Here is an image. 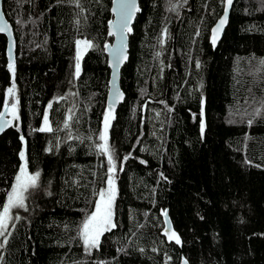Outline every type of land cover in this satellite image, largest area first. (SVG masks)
I'll return each mask as SVG.
<instances>
[{
    "label": "trees",
    "instance_id": "1",
    "mask_svg": "<svg viewBox=\"0 0 264 264\" xmlns=\"http://www.w3.org/2000/svg\"><path fill=\"white\" fill-rule=\"evenodd\" d=\"M112 2L3 0L16 60L13 76L0 33V113L18 115L0 136V210L21 151L40 177L0 236V264H264V0H236L217 46L223 0H140L107 134L115 172L97 147ZM49 103L52 131H38ZM109 178L116 226L87 250L80 229Z\"/></svg>",
    "mask_w": 264,
    "mask_h": 264
},
{
    "label": "snow or ice",
    "instance_id": "2",
    "mask_svg": "<svg viewBox=\"0 0 264 264\" xmlns=\"http://www.w3.org/2000/svg\"><path fill=\"white\" fill-rule=\"evenodd\" d=\"M226 4L225 14L219 21L216 29L214 30L212 43H216V36L222 30L224 24L227 21V8L231 7L233 0H223ZM132 8L135 6L132 5ZM122 9H128L129 5L121 4ZM131 14L127 13L125 16V26H127V20L130 19ZM9 25L4 21L3 13L0 12V32L8 31ZM77 63L75 65V75L78 77L81 72L80 66V57L83 55L88 48H91L93 45L91 41L77 40ZM264 63V62H262ZM9 68L13 72V76L15 73L14 64L10 63ZM15 92V84L11 88L8 89L9 96H12ZM118 96L120 94H117ZM63 99V97L59 98ZM18 103V101H17ZM7 107V105H6ZM17 105H12V115L14 118H17L16 114ZM48 108H52V104L49 103ZM3 113H0V117H3ZM111 106L109 108V114L105 115L104 118V131L100 134L99 139L103 141V143L98 144L97 147L100 149L101 153H107L108 161L111 165L110 171L115 172L116 163L113 158V154L109 148L108 144V128L109 122L111 119ZM10 121L5 120L2 124H0V131H3L4 127H6ZM251 123V121H249ZM44 127L38 129V131L42 132H51L52 128L49 126V120L47 113L44 115ZM67 126V125H66ZM204 125L201 123V131L203 132ZM23 140V136H21ZM20 157L25 161L24 165L19 169L18 175L15 177V183L12 185L11 190L7 193L6 202L2 205V210H0V236H5V233L8 231V225L13 219H19V216L15 218L12 216V210L16 208H24L26 209V199L27 194L30 189H34L38 185L40 173L37 171L35 173H29L27 170V158L24 151H21ZM127 159V157H125ZM108 187L106 189L100 190L97 195L99 197L98 202L95 205V211H93L83 222L82 227L80 229V236L82 237L84 244L86 245V249L99 247L101 236L110 231L116 225L113 222V201L116 195V189L114 186V181L109 178L107 181ZM163 211V216L165 217V223H170L167 219L168 213L166 210ZM165 235H167L169 240L175 241V243L180 244L181 239L179 235L170 228L164 229ZM10 234V233H9ZM5 237V242H6ZM4 246V243H0V248ZM184 264H187V261H184Z\"/></svg>",
    "mask_w": 264,
    "mask_h": 264
},
{
    "label": "water",
    "instance_id": "3",
    "mask_svg": "<svg viewBox=\"0 0 264 264\" xmlns=\"http://www.w3.org/2000/svg\"><path fill=\"white\" fill-rule=\"evenodd\" d=\"M236 0H233V3L231 7L227 8V21L224 24L222 30L217 34L216 36V43L214 44L217 46L220 42V39L223 37L226 26H228L230 21V13L232 12V8L235 4ZM140 0H113L111 10L114 15L112 17L113 19L110 21L108 33L110 36L113 37V40L110 43L106 44V52L108 57V65L111 70V76L109 83V90L107 97V105L108 109L111 106V111L116 110L119 105L124 102L125 100V92L121 88V69L125 65V63L129 60V50H130V29H132V25L136 20V16L140 10ZM121 4H127L129 5L128 9H122ZM134 5L135 7L132 8L131 6ZM3 0H0V12L3 13L4 21L9 25L8 31L6 32H0L4 36L7 37V57L9 61V64H15L16 60V38H15V31L12 23L7 18L5 11L3 10ZM225 8L226 4L224 5V10L221 13V16L217 20L216 24L212 26L211 30V36L213 40V34L214 30L216 29V26L218 25L219 21L225 14ZM127 13H130V19L127 20V26H125V16ZM117 94H120L119 96ZM9 107L5 108V110L2 112L4 115L3 117H0V124H2L5 120L10 121V123L4 127L3 131H0V136L3 135V133L9 128V125L12 123V118L9 116ZM168 213V212H167ZM168 221L169 217H167ZM166 224V223H165ZM166 228L173 229L171 227L170 223L166 224ZM187 261V264H190L188 262V259L186 257H182L181 261H179L180 264H184V261Z\"/></svg>",
    "mask_w": 264,
    "mask_h": 264
},
{
    "label": "rangeland",
    "instance_id": "4",
    "mask_svg": "<svg viewBox=\"0 0 264 264\" xmlns=\"http://www.w3.org/2000/svg\"><path fill=\"white\" fill-rule=\"evenodd\" d=\"M112 40H113V38H112ZM89 49V48H88ZM87 49V50H88ZM86 52V51H85ZM85 52L83 53V55L85 54ZM83 55L81 56V57H83ZM80 57V58H81ZM49 108L47 107V109H46V111H44L45 113H44V115L47 113V115H48V120H49V126L50 127H52L50 124H51V122H50V119H49ZM18 110H17V108H16V114L18 115ZM10 116H11V118L12 119H16V118H14L13 117V115H12V107L10 108ZM111 117H113V114H111ZM112 120V118L110 119V121ZM110 124H111V122H109V128H110ZM45 125H44V116H43V120H42V123H41V127H44ZM109 128H108V133H109ZM107 133V134H108ZM26 155V154H25ZM27 158V157H26ZM24 163H25V161L24 160H22L21 159V164H19L20 165V168L24 165ZM19 168V169H20ZM27 170H28V166H27ZM28 172H29V170H28ZM30 173V172H29ZM114 181V180H113ZM15 183V182H14ZM13 183V184H14ZM114 186H116V183H115V181H114ZM108 187V186H107ZM106 187V188H107ZM115 189H116V192H117V188L115 187ZM115 197H116V195H115ZM99 199V198H98ZM98 199L96 200L97 202H98ZM115 209H116V206H115V200L113 201V222L115 223ZM94 211H95V208H94ZM91 214V213H90ZM116 224V223H115ZM166 228V227H165ZM173 230V229H172ZM166 237H167V235H166ZM82 242H83V244H84V241H83V239L81 240ZM84 246L86 247V245L84 244ZM92 249H94V248H90V249H87V250H92Z\"/></svg>",
    "mask_w": 264,
    "mask_h": 264
},
{
    "label": "bare ground",
    "instance_id": "5",
    "mask_svg": "<svg viewBox=\"0 0 264 264\" xmlns=\"http://www.w3.org/2000/svg\"><path fill=\"white\" fill-rule=\"evenodd\" d=\"M111 13H112V10H111ZM112 14H113V13H112ZM113 17H114V15H113ZM7 107H9V106H7ZM7 107H6V108H7ZM4 110H5V109H4ZM9 112H10V107H9ZM9 112H8V113H9ZM9 116H10V113H9ZM10 117H11V116H10ZM12 120H13V119H12ZM12 122H13V121H12Z\"/></svg>",
    "mask_w": 264,
    "mask_h": 264
}]
</instances>
